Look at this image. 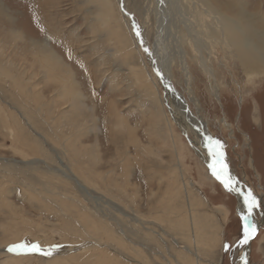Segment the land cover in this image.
I'll return each instance as SVG.
<instances>
[{
	"label": "rangeland",
	"instance_id": "1",
	"mask_svg": "<svg viewBox=\"0 0 264 264\" xmlns=\"http://www.w3.org/2000/svg\"><path fill=\"white\" fill-rule=\"evenodd\" d=\"M157 7L0 0V264H244L246 250V264H264V74L246 77L223 26L264 54V0H177L154 50ZM167 88L197 117L194 96L237 185L258 198L249 244ZM15 242L59 247L17 256Z\"/></svg>",
	"mask_w": 264,
	"mask_h": 264
},
{
	"label": "bare ground",
	"instance_id": "2",
	"mask_svg": "<svg viewBox=\"0 0 264 264\" xmlns=\"http://www.w3.org/2000/svg\"><path fill=\"white\" fill-rule=\"evenodd\" d=\"M176 1L177 0H152V2H154L158 6L157 8L159 9V12L156 13L158 16V21H159L158 23L160 25H163V28H164V29L162 28L163 32L161 34L159 32L160 28L158 27L157 35H156L155 42H154V50L157 47H163V44L165 41V39H164L165 37H163V34L166 32V28H167V26L165 25V21L167 23L168 18L172 17V15L176 14V13H174L175 7H176ZM235 17H236V15H235ZM243 19H245V18H243ZM233 21H235V20H233ZM223 23H224L223 26L227 32V34L225 33L226 34L225 39L227 41V45H229V47L232 49V52L234 54L235 59L238 61V63H240L241 67H243V70H245L246 77L251 79V78H255V77H258V76L264 74V54H262V53H259L260 55L259 54L256 55L257 53L254 54L255 50H257L256 49L257 47L252 48L253 47L252 46V40L253 39L251 40V38H247L245 35H244L245 37H241V36L237 35V32L232 28L234 25L233 22H228V20L227 21L224 20ZM261 23H262V21H261ZM248 24H249V22H248ZM164 25L166 27H164ZM236 26L237 25H235V27ZM260 38H261V36L259 37L257 43H259L258 45H261L263 47L264 41H262ZM158 39H160V41H158ZM158 44H159V46H158ZM180 62L182 64L181 70L184 73V71H186V67L182 61H180ZM198 63H199L198 67L201 69L202 73L205 74L207 77L211 95L215 98L216 101H219L220 100L219 99V97H220L219 86L217 85L216 80H215L212 72L210 70H208L206 64L204 63V60H200V61L198 60ZM152 66H154L155 70L158 72V74H160V71H161L160 70V59H159V57L157 59V53H154V55H153ZM186 75H187V72H186ZM185 83L187 85V88H189V80L187 77L185 79ZM187 90H189V89H187ZM189 93H191V92H189ZM167 94H166V96H169L171 98V102L169 100L168 105L171 104L173 106V109L176 111L175 114L177 115V117H179L177 124H179L181 126L183 131H186L187 133H189L193 137V140L191 141V143H192V148H193L194 152L198 155V157H200V159H201V161H203V163H205L206 165L209 166L210 164L213 163V157L209 154V152H208L209 150L208 151L206 150L208 148V146L206 145L205 138L208 136L211 137V135H210V133L206 127L205 122L200 117L199 106H198L197 100L195 98H193L194 96L192 97V95H191V97H189L191 103L196 107V114H197L196 116L197 117H194L190 113V111L188 110L187 105H186L187 103L181 95L176 94V92H174L170 88H167ZM220 122H221V125L228 130L231 137L234 138L235 137L234 136L235 135L234 129L231 127V125L224 118L221 119ZM18 131L21 132L20 129ZM228 175L231 177L232 180L235 181V179H234V177H233V175L229 169H228ZM234 187L236 188V191H231V192L227 191V190L226 191L228 193H230L234 198L236 197L237 203H238L237 210H238L239 216L241 217L242 215H247V211H246V208H245L244 202H243L244 192L242 191V188H240L237 185L236 181H235ZM256 199L258 200L257 197H256ZM255 228L257 231V225H255ZM92 229L97 231L98 227L93 225ZM92 229H90V230H92ZM255 234H256V232H255ZM15 244H16V242H15ZM51 244H52V242H51ZM246 251L244 254V258H243L244 264L247 263L246 262V260H247V252Z\"/></svg>",
	"mask_w": 264,
	"mask_h": 264
},
{
	"label": "snow or ice",
	"instance_id": "3",
	"mask_svg": "<svg viewBox=\"0 0 264 264\" xmlns=\"http://www.w3.org/2000/svg\"><path fill=\"white\" fill-rule=\"evenodd\" d=\"M133 29L135 30L137 37H139V29L135 25H133ZM145 51H147V49H145ZM205 140L206 145L208 146L209 154L213 157V163L209 165L212 176L215 177L227 191H236V188L234 187L235 181L228 175V168L224 163V153L222 151L223 145L219 140L213 139L210 136L206 137ZM243 202L247 215L241 216V220L243 222V238L239 240L240 245L247 244L256 232L255 225L251 224L250 217L253 210L257 207V201L251 191L243 194ZM58 247L59 245H53L48 249H44L36 243H16L10 245L7 248V251L17 255L39 253L41 255L50 256ZM225 248H227V245H225Z\"/></svg>",
	"mask_w": 264,
	"mask_h": 264
},
{
	"label": "water",
	"instance_id": "4",
	"mask_svg": "<svg viewBox=\"0 0 264 264\" xmlns=\"http://www.w3.org/2000/svg\"><path fill=\"white\" fill-rule=\"evenodd\" d=\"M251 241V240H250ZM250 241L247 243V244H249L250 243Z\"/></svg>",
	"mask_w": 264,
	"mask_h": 264
},
{
	"label": "flooded vegetation",
	"instance_id": "5",
	"mask_svg": "<svg viewBox=\"0 0 264 264\" xmlns=\"http://www.w3.org/2000/svg\"><path fill=\"white\" fill-rule=\"evenodd\" d=\"M247 137V136H246Z\"/></svg>",
	"mask_w": 264,
	"mask_h": 264
}]
</instances>
